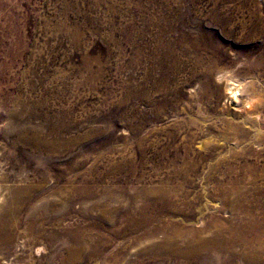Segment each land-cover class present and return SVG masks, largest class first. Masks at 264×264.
Wrapping results in <instances>:
<instances>
[{
  "label": "rangeland",
  "instance_id": "rangeland-1",
  "mask_svg": "<svg viewBox=\"0 0 264 264\" xmlns=\"http://www.w3.org/2000/svg\"><path fill=\"white\" fill-rule=\"evenodd\" d=\"M185 1L182 2L183 10L188 9L192 15L206 14L212 9L210 0ZM166 3V0H0V142L10 146L9 142L13 140L10 136L11 132L19 129L16 122L29 120L26 110L35 107L37 113L47 110L55 114L56 108L61 105L68 112L67 122L69 123L63 138L73 140L66 147L53 151L52 170L47 169L44 158L40 157L41 154L35 149H26L35 158L28 160L22 155L24 150L22 145L17 146L18 149L17 147L0 148V185L3 188L0 206L6 201L9 184L25 187L31 183H37L40 181L38 176L47 171L48 175L52 174L51 178L48 176L45 182L47 187L56 183L54 178L60 171L64 174L61 181L63 185H68L66 183L69 180L74 181L77 186L83 185L85 179H90V186L96 185L100 189L95 198L88 200L77 197L73 202L65 204L63 201L66 195L51 193L40 197L38 199L40 202L36 200L30 206L31 208L25 209L20 214L21 225L11 245L14 248L8 247L4 250L9 254L23 251L22 254L25 257L22 264H29V262L61 264L56 260L55 254V248L60 246L52 247L49 240L37 239L33 249L22 250L23 242L29 238L33 239L26 228L28 225L26 222L31 217L37 220L36 228L44 224L46 236L55 234L59 228H86L100 211L94 204L99 201L102 206L107 205L111 210L120 211L116 215V222L106 227L112 229L116 226V228L124 229L126 221L121 218L125 217L124 212L133 210L132 207H136L133 203L141 202L137 199L125 210V204L130 201L128 197L136 190L151 184L150 175H153L155 168L153 165L160 161L164 162L162 175L165 176L169 173L167 166L173 160L182 163L185 158L183 150L185 145L192 148L189 157L193 161H198L202 154L201 151L199 152L200 141L209 137L217 140L221 135L214 127L217 125L222 128L224 125L216 118L217 113H220V105L217 97L206 96L200 91L202 77L198 70L197 73L189 70L176 73L172 69L162 71L154 62L151 48L154 43L156 44L157 36L155 27L146 23L144 11L148 9L168 11L169 5ZM169 3L171 6L177 5L174 0H170ZM222 4L233 6L230 12L227 10L226 13L235 15L234 22H239L244 15L248 16L255 11L264 13V0L250 1L243 8L239 6L238 1L230 3L222 1ZM132 25H134L133 28ZM217 26L215 25L212 29L214 38L218 39L220 50L222 49L221 51L225 54L220 66L223 70H230L228 72L234 78H240V81L256 80L258 73L248 70L247 65L258 57L260 51L258 44L252 43L248 33H244L239 24L229 28L224 27L225 29ZM143 31H145L144 35ZM130 33H133V40H129ZM263 39L264 37L258 39L259 43ZM242 45L248 47L249 53H245L246 55L238 51ZM134 59L135 63H133ZM222 84V98L225 99L222 100L221 107L222 104L227 103L225 95L229 93L227 83ZM128 86L138 90V93L127 91ZM59 90L63 94L62 99L59 98ZM141 90L145 91L144 95L139 94ZM9 93L11 97H8ZM43 100L46 102V108L44 104L43 107L40 104ZM37 104L40 105L37 106ZM230 108H232L231 104ZM10 109L18 110L17 114L20 116L18 118L21 119H13L9 113ZM193 119L196 121L194 120L191 124L190 121ZM31 120L33 125L44 123L39 117ZM205 120L211 123V128L203 126ZM140 126L141 129L136 132V127ZM198 128L206 129L203 139L189 143L182 138L195 133L198 136L201 135L203 132ZM176 147L179 148L176 150ZM207 157L204 163L205 168L199 167V170L194 173L196 175L194 184H189L187 187L190 190V197L196 203L191 214L192 220L197 222L187 227H204L207 216L212 213L201 207L206 203L210 205L216 202L222 203L219 195L220 187L215 180L203 181L200 180V176L204 172L208 174L210 167H216L215 171H210L211 174L220 176L224 174L225 169L223 159H234L233 154L227 150H224L223 154L218 150H211ZM261 182L255 186L248 185L241 188L249 193L250 201L256 197L259 187L264 188V181ZM104 188L108 189L107 192L111 191L110 194H113L114 198L107 196L106 199H101L106 195ZM226 189L229 188L226 187ZM229 197L232 200L233 196ZM52 202L61 205L57 210L50 207V210L46 211L43 206ZM202 211L207 213L199 214ZM60 213L64 216L60 222L52 219L54 215L58 216ZM232 213L233 211L226 209L219 215L222 219H227V216H231ZM200 216L202 221L198 223ZM142 231L136 232L137 234H127L118 240L113 239L105 253L116 252L119 249L124 251L127 264L136 260L152 264V260L147 255L141 254L144 242L136 245L133 241L144 233ZM40 244L46 246L48 250L45 249L37 254L36 250ZM68 246H70L69 243L62 251ZM240 250L239 247L238 251ZM87 254L89 250L85 253V259L79 264H101L99 257L90 260ZM158 263L185 264L182 259L172 261L168 257H163ZM232 264L250 263L236 258Z\"/></svg>",
  "mask_w": 264,
  "mask_h": 264
},
{
  "label": "bare ground",
  "instance_id": "bare-ground-1",
  "mask_svg": "<svg viewBox=\"0 0 264 264\" xmlns=\"http://www.w3.org/2000/svg\"><path fill=\"white\" fill-rule=\"evenodd\" d=\"M166 1L168 3L166 4L169 5L168 11L163 12L162 9H148L144 11L146 14V23L149 26L152 25L155 27L157 36L156 44L154 43L151 48V54L153 55V59H155L154 62H156L162 71L172 69L176 73H184L187 72L186 70L192 72L198 70V73L202 77L201 81L199 80L202 86L200 87V91L206 96L217 97L218 104L220 105V113H217L216 118L224 125L222 128L217 125H214V127L221 135L217 140H212L209 137L200 141L201 145L199 146V152L201 151L202 154L200 156L198 155V161H193L189 157L192 153V148L189 145H185V148L183 147L185 158H183L182 163L180 162V164L178 163L179 161L173 160L167 166L169 168V173L166 172L167 175L165 176L162 175L164 162L162 163L160 161L158 164L153 165L155 168L153 170V175H150L149 181L151 184L136 190L134 194L128 197L130 201L125 204V210L133 201L140 199L141 202L133 203L136 206L132 207L134 208L133 210L129 209L125 212L122 211L125 217L122 216L121 218H124L126 221L124 229L120 227L116 228V226L114 228L112 227V229L106 227L108 224L116 222V215L120 211L118 209L111 210L107 205L102 206L98 201L94 204L98 206L97 208H99L100 211L86 228H59L55 231V234H48V236H46L44 224L42 223V226L36 228L35 224L37 220L35 221L34 216V218L31 217L30 220L26 222L28 224L26 228L29 232L28 234L33 237V239H26L23 245H21L22 250L27 249L30 251L33 249V246L37 244V239L43 238L49 240L52 247L60 246L55 248V254L56 260L61 264H79L85 259V253L88 252V250L89 254H87V258L93 260L99 257L101 264H127L128 262L126 263L125 261L126 256L123 250L118 249L116 252H105L111 246L113 239L118 240V238H122L127 234H135L143 230L144 233L140 237H135L136 239L132 240L136 245L144 242L141 254L147 255L152 260V264H160L158 261L162 260L163 257H168L172 261L182 259L185 264H232L236 258H240L250 264H264V200H262L264 199V188L259 187L253 201L249 200V193L247 191L241 190L242 187L248 185L255 186L261 181H264V162H261L264 161V39L261 43H259L260 41L258 40L264 37V13L255 11L248 16L244 15L239 22H234V19H236L234 17L235 15L233 16L230 13H226L227 10L230 12L233 6L223 5L222 1H227L229 3L238 1L239 6L243 8L250 1L253 2L254 0H210L212 3L210 12L206 14L195 13L194 15H192L188 9L183 10L184 7L182 2L185 0H174L177 3L175 6H171L169 3L170 0ZM234 24H239L242 31L248 33L252 43L258 44L257 46L260 50H258V57L247 65L248 70H253L255 73H258L254 81L248 82L249 79L248 81H240V78H234V76L228 72L230 70H223L220 66L225 54L221 51L222 49L220 50V43L217 38H214L215 34L212 29L215 25L220 26V28H229V26H233ZM133 26L134 25H132V28ZM145 31L147 32V29H145ZM145 31L142 32L143 35ZM130 39L133 40V33H130L129 40ZM133 48L132 46V49ZM238 51L241 54L249 53L248 47L245 45H242ZM135 62L134 59L133 63ZM147 62L149 61L147 60ZM224 82L227 83L229 95H225L227 103L222 104L221 107L222 100L225 99L222 98V83ZM127 91L135 94L138 93V90L131 86L127 87ZM141 91L139 94L144 95L145 91ZM178 94L180 93L178 92ZM8 97H11V94ZM59 98H63L62 92L59 93ZM45 100L40 103L41 106L43 104L44 107L46 106ZM228 103L229 105H227ZM10 104L8 105L10 106ZM230 104L232 108H230ZM39 105L37 104V106ZM56 109L57 111L55 114H51L47 110L37 113L35 107L26 110L29 120L16 122L19 129L12 131L10 134V136L13 137L11 143L9 142L10 149L22 145L24 149H21L22 155L28 160H32L34 155L26 151V149H35V151L41 154L40 157L44 158V165L47 169L53 168L51 164L53 151L64 146L66 147L73 141L63 138V133L69 124L67 122L68 112L62 105ZM17 111L10 109L9 113L13 119H19L18 117L20 116H18ZM36 117L42 119L44 122L43 125H33L31 119ZM222 117L223 119H221ZM194 120L196 121V119H193L190 123L193 124ZM141 126L136 127L137 129L135 131L138 132ZM203 126L205 128L212 127L211 123L209 124L206 120L203 121ZM202 128H198V130L203 132L201 135L198 136L196 133L186 134L187 136H182V138L189 143H193L197 139H203L206 129ZM222 141L224 143H221ZM7 145L0 142L1 149H7ZM18 148L19 147H17V149ZM177 148L179 147H176V150ZM255 148H257L258 151ZM211 150H218L221 154H223L224 150H227L233 154L234 158L223 159L222 162L225 164L224 174L220 176L215 175V177L210 171H215L216 167H210L208 174L204 172L200 176V180L203 181L215 180L220 187L219 195L222 203L219 204L216 202L212 205L206 203L201 207V209L212 213L207 216V223L204 227H187V225L197 224L196 221L192 220L191 214L196 203L190 197V190H188L187 187L189 184H194L196 176L194 173L199 170V167L205 168L204 163ZM177 157L179 156L177 155ZM238 159L240 160L238 161ZM47 173H42L40 174L41 176H38L40 177L39 182L31 183L25 187L9 184L6 201L0 206V264H22L24 261L25 255L22 254L23 251L22 253L15 252L9 254L4 250L11 247L15 241V233L21 225L20 214H22L25 209L29 208L34 201L48 194L56 193L66 195L63 201V204H65L73 202L77 197L87 198L88 200L95 198L98 191H100L96 185L94 187L90 186V179H85L83 185L77 186L72 180L66 183L68 185H63L61 181H63L64 174L60 171L56 178H54L56 183L52 184L53 186L51 187H47L45 186V182L48 176L51 178L52 175H48ZM226 187L229 189H226ZM103 190L106 191V195L101 199H106L107 196L114 198V195L110 194L111 191L107 192L108 189L106 188ZM122 192L125 193V191ZM2 193L3 188H1L0 185V199L3 196ZM231 195L234 197V200L233 197L231 198L232 200H230L229 196ZM59 205L61 204L52 202L49 204L47 203L46 206L44 205L43 207L46 208V211L50 210V207H54L57 210ZM39 208H41V206H39ZM226 209H230L233 213L231 216H227V219H222L219 213L224 212ZM64 210L62 212H64ZM206 211L199 212V214L205 215L207 213ZM113 212L115 213L114 215ZM62 218H64V216L60 213L58 216L54 215L52 219L60 222ZM197 221L201 223L202 216H200ZM68 243L70 246L62 251L64 246ZM45 247L46 246L40 244L36 253H42L46 249ZM239 247L241 248L240 251H238ZM220 254L221 256H219ZM29 256H31V254ZM29 264L33 263L29 262ZM129 264H146V262L136 260Z\"/></svg>",
  "mask_w": 264,
  "mask_h": 264
}]
</instances>
